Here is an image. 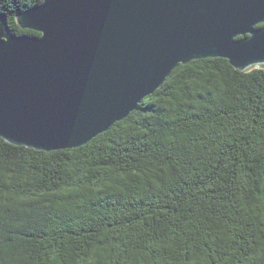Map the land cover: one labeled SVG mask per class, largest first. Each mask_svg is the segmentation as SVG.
Segmentation results:
<instances>
[{"label":"trees","instance_id":"1","mask_svg":"<svg viewBox=\"0 0 264 264\" xmlns=\"http://www.w3.org/2000/svg\"><path fill=\"white\" fill-rule=\"evenodd\" d=\"M42 2L0 17L40 36L16 16ZM0 264H264V67L179 65L77 149L0 138Z\"/></svg>","mask_w":264,"mask_h":264},{"label":"water","instance_id":"2","mask_svg":"<svg viewBox=\"0 0 264 264\" xmlns=\"http://www.w3.org/2000/svg\"><path fill=\"white\" fill-rule=\"evenodd\" d=\"M16 24L40 36L0 17V138L39 152L88 144L179 65L264 67V0H43Z\"/></svg>","mask_w":264,"mask_h":264}]
</instances>
